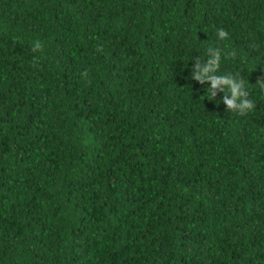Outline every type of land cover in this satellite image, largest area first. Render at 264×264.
Here are the masks:
<instances>
[{
  "label": "trees",
  "instance_id": "obj_1",
  "mask_svg": "<svg viewBox=\"0 0 264 264\" xmlns=\"http://www.w3.org/2000/svg\"><path fill=\"white\" fill-rule=\"evenodd\" d=\"M262 84L264 0H0V264H264Z\"/></svg>",
  "mask_w": 264,
  "mask_h": 264
},
{
  "label": "clouds",
  "instance_id": "obj_2",
  "mask_svg": "<svg viewBox=\"0 0 264 264\" xmlns=\"http://www.w3.org/2000/svg\"><path fill=\"white\" fill-rule=\"evenodd\" d=\"M218 40H224L229 36V33L223 28L218 29L216 32ZM34 48H41V43L36 41ZM212 58L207 62H201L194 64V71L192 73L193 79L203 83L205 80H209L210 84L206 87L205 93L211 97L215 94L214 89L220 85L226 86V90L230 95L222 97V101L227 105L228 109L237 110L240 113H244L252 107V102L247 98V93L244 88L245 82L238 80L232 75H221V76H209L208 74L218 67V61L220 59V53L212 48H209ZM264 87V84L261 85Z\"/></svg>",
  "mask_w": 264,
  "mask_h": 264
}]
</instances>
